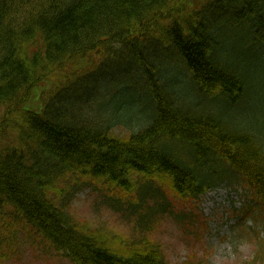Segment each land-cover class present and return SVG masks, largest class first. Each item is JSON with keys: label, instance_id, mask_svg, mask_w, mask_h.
I'll return each instance as SVG.
<instances>
[{"label": "trees", "instance_id": "1", "mask_svg": "<svg viewBox=\"0 0 264 264\" xmlns=\"http://www.w3.org/2000/svg\"><path fill=\"white\" fill-rule=\"evenodd\" d=\"M134 105L146 122L115 136ZM133 175L135 212L159 182L184 201L241 188L238 218L264 220V0H0V259L20 233L70 264H166L70 213L88 182Z\"/></svg>", "mask_w": 264, "mask_h": 264}, {"label": "rangeland", "instance_id": "2", "mask_svg": "<svg viewBox=\"0 0 264 264\" xmlns=\"http://www.w3.org/2000/svg\"><path fill=\"white\" fill-rule=\"evenodd\" d=\"M181 81L175 91L187 100L192 99L189 88L182 90L185 80ZM138 111L135 105L126 108L112 133L126 137L138 129L146 122V115ZM237 112L242 110L237 109ZM258 129L261 131L262 127ZM131 179L136 185L131 192L102 181L88 182L71 197L70 213L79 222L87 223L89 229L101 228L105 234L115 235L125 244L135 242L132 240L139 236L146 237L150 243L159 245L166 264H264L255 259L258 240L264 234V220H241L234 215L244 202L248 203L243 189L221 187L198 201H184L167 184L155 182L148 185L151 192L148 198L143 197L144 202L138 200L141 208L135 212L133 204L136 198L143 196L144 182L140 175H133ZM156 191L163 197L154 194ZM258 214V210L253 213L256 218ZM140 215L152 219L140 222ZM18 234L12 256L0 259V264H70L63 255L49 251L41 243L33 245L27 237Z\"/></svg>", "mask_w": 264, "mask_h": 264}]
</instances>
